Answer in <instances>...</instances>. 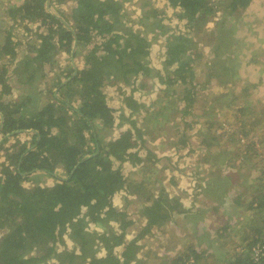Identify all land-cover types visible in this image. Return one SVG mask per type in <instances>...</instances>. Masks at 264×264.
Masks as SVG:
<instances>
[{
    "label": "trees",
    "instance_id": "1",
    "mask_svg": "<svg viewBox=\"0 0 264 264\" xmlns=\"http://www.w3.org/2000/svg\"><path fill=\"white\" fill-rule=\"evenodd\" d=\"M75 1L77 5L72 13L59 8V14L53 13L47 0H25L19 6L8 8L11 16L21 23L39 21V26L47 31L37 34L41 43L34 47L36 53L25 59L21 57L11 73L7 74V61L0 66L2 131L10 134L29 128L36 131L32 145L17 142L18 146L16 144L12 151L7 150L0 170V264H42L55 255L60 264H143L138 257L143 236L175 215H198L191 208L182 207L178 198L170 197L164 190L149 192L139 200L145 204L141 213L146 223L132 238L127 237L135 220L126 209L118 208L114 197L124 188L138 192L140 180L130 181L122 164L129 161L144 168L154 164L159 155L145 143L143 131L135 120H131L134 128H124L115 136L106 139V134H101L100 131L112 128L117 117V108L108 103L104 88L107 84L121 83L145 87L152 76H157L166 85L163 88L166 94L168 90L176 94L177 89H181L178 98L185 101L184 110L189 113L200 85L195 80L194 62L201 57L193 50L195 41L190 37V29H200L201 25L202 28L220 9L224 17L234 16L252 0H224L222 4V0H169L180 10L186 30L166 37V57L160 70L149 59L152 36L119 19V0ZM145 18L151 30L150 26L164 34L170 29L160 18L154 16L155 20L151 21V16H144L143 20ZM223 32L224 18L221 24L217 22L219 49L224 44ZM5 39L0 44V58L6 54L16 56L11 35L7 34ZM79 48L86 49L82 64L78 67L70 64L65 71L67 80L56 82L59 91L53 93L50 102L37 108L39 93L44 92L36 87L38 71L47 66L55 69L56 54L66 51L79 55ZM20 67L25 75L20 76L16 70ZM14 74L15 82L10 80ZM177 85L180 88H174ZM14 88L19 92V102L12 97ZM125 103L131 112L129 115L122 112L121 117L128 119L144 106L133 94L125 96ZM239 110L243 112L245 107ZM247 135L244 133L240 141L252 146L256 142ZM187 139L183 136L182 142L186 144ZM207 145H211L209 140ZM41 170L55 177L57 182L53 185L39 183L35 174ZM237 174V169L226 175L214 172L205 187L206 192L220 191L236 179ZM29 182L32 184L27 185ZM250 207L256 208L255 214L261 218L262 225L254 227L251 239L244 236L243 251H238L229 264H264V198L254 197ZM91 223L102 226L103 230L92 229ZM228 227L226 223L220 237L226 235ZM66 231L79 252L59 246L65 243ZM203 257L204 253L191 246L169 260L172 264H198Z\"/></svg>",
    "mask_w": 264,
    "mask_h": 264
},
{
    "label": "rangeland",
    "instance_id": "2",
    "mask_svg": "<svg viewBox=\"0 0 264 264\" xmlns=\"http://www.w3.org/2000/svg\"><path fill=\"white\" fill-rule=\"evenodd\" d=\"M24 1L0 0V44L10 34L17 50L14 57L1 55L0 66L7 61V74L13 71L21 57L25 59L36 53L34 47L41 43L37 34L47 31V28L39 26V21L21 23L11 16L8 8L19 6ZM119 1V19L135 30L152 36L149 59L156 69H162L166 57V37L186 30L180 10L174 8L169 0ZM74 7V1L62 6L54 2L52 9L58 14L57 8L72 13ZM221 10L210 16L202 28L201 25L200 29H190V37L195 41L193 50H197L201 57L194 62L195 80L200 85L196 102L191 105L189 113H185V101L178 98L181 89H177L176 94L172 89L166 94L163 89L166 85L157 76H152L145 87L121 83L107 84L104 88L108 103L117 108V117L112 128L100 131L101 134H106V139L115 136L124 128L133 127L131 120H135L143 131L145 143L159 155L154 164L144 168L129 161L122 164L130 181L135 178L140 180L138 192L124 188L114 197L118 208L126 209L135 220L127 237L132 238L146 223L141 213L145 204L139 203V200L149 192L164 190L170 197L178 198L185 209L198 212L197 216L191 213L188 216L175 215L163 226H156L143 236L138 253L143 264H172L169 258L186 252L191 246L204 253L198 264H229L238 251H243L246 245L244 236L251 239L254 227L262 225L261 218L255 214L256 208H251L250 204L254 197L264 198V0H252L247 8L234 16L224 17ZM144 16H151L150 21L155 20L154 16L160 18L170 29L164 34L152 26L151 30L149 21L146 18L143 20ZM223 18L224 44L219 49L217 22L221 24ZM78 51L79 55L75 57L72 52L61 51L55 55V69L47 66L38 71L36 87L44 92L39 93L37 108L50 102L53 93L59 91L60 86L56 82L67 80L65 71L70 64L74 66L73 61L77 67L82 64L86 49L79 48ZM227 65L229 68H226ZM16 70L20 76L25 75L22 67ZM156 73L154 71L153 74ZM16 78L14 74L10 80L15 82ZM13 91V99L19 102L17 88ZM130 94L144 106L133 112L129 119L122 118V112L127 115L131 112L125 103V96ZM241 107H245L243 112L239 110ZM246 132L247 138L256 142L252 146L240 141ZM183 136L188 138L186 144L182 142ZM208 140L211 145H207ZM0 143L1 152L5 143ZM235 169L238 174L229 185L213 194L206 192L205 187L214 172L226 175ZM219 193L222 194L217 197ZM137 196H141L140 199ZM238 198L240 201H235ZM226 223L229 224L226 235L220 237ZM113 224L120 229L115 221ZM90 226L103 230L96 223ZM64 238L65 243L59 245L62 249L75 248L79 252L69 231ZM57 256H51L42 264H60Z\"/></svg>",
    "mask_w": 264,
    "mask_h": 264
},
{
    "label": "crops",
    "instance_id": "3",
    "mask_svg": "<svg viewBox=\"0 0 264 264\" xmlns=\"http://www.w3.org/2000/svg\"><path fill=\"white\" fill-rule=\"evenodd\" d=\"M68 1L69 2L74 1L75 6L77 5V1H75V0H68ZM54 2L55 3L57 2V4L59 6H62L63 4L64 5L67 4V2H60L59 0H47V3H49L48 6L50 7V9H49L50 11H53L52 7H53ZM76 48H77V45H76ZM74 57H75V55H74ZM1 115L2 114L0 113V122H1ZM17 133L18 134H16V133H14V134L4 133L2 131V128L0 125V134H1L0 142L3 141V143H5L4 148H2L4 151L0 152V170L2 168V164L5 163V161H6V155L5 154H6L7 150L9 149L10 151H12L14 149L13 147L16 146L17 142L26 143L29 146L32 145V141H33L34 134L36 133V131L29 128V129L21 130L20 132H17ZM30 135H31V137H30ZM18 144H17V146H18ZM44 177H46V180H43ZM35 178L39 181V183L44 184V185H53L55 182H57V179L55 177L51 176L50 174H48L47 172L42 171V170L38 171L35 174ZM29 183H27V185L32 184V183H30V184Z\"/></svg>",
    "mask_w": 264,
    "mask_h": 264
},
{
    "label": "water",
    "instance_id": "4",
    "mask_svg": "<svg viewBox=\"0 0 264 264\" xmlns=\"http://www.w3.org/2000/svg\"><path fill=\"white\" fill-rule=\"evenodd\" d=\"M48 4H49V3H48ZM48 8L50 9L49 6H48ZM52 12H53V11H52ZM53 13H55V12H53ZM75 48H76V46L74 47V50H75ZM72 56L74 57V53H73V52H72ZM73 64H74L75 67H77L74 61H73ZM0 113H1V111H0ZM1 114H2V113H1Z\"/></svg>",
    "mask_w": 264,
    "mask_h": 264
}]
</instances>
